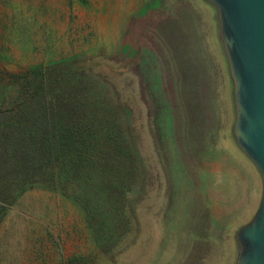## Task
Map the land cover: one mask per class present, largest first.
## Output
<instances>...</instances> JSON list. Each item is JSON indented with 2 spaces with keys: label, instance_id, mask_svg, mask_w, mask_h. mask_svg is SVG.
I'll return each instance as SVG.
<instances>
[{
  "label": "rangeland",
  "instance_id": "obj_1",
  "mask_svg": "<svg viewBox=\"0 0 264 264\" xmlns=\"http://www.w3.org/2000/svg\"><path fill=\"white\" fill-rule=\"evenodd\" d=\"M76 60L130 103L144 176L119 264H234L260 177L232 135V87L204 0H0V86ZM0 264H109L76 204L27 192L0 201ZM3 208V209H2Z\"/></svg>",
  "mask_w": 264,
  "mask_h": 264
},
{
  "label": "trees",
  "instance_id": "obj_2",
  "mask_svg": "<svg viewBox=\"0 0 264 264\" xmlns=\"http://www.w3.org/2000/svg\"><path fill=\"white\" fill-rule=\"evenodd\" d=\"M96 68L69 60L10 74L0 86V201L15 204L33 191L64 194L80 210L96 251L119 264L137 230L134 204L144 172L125 113L130 103L101 84Z\"/></svg>",
  "mask_w": 264,
  "mask_h": 264
},
{
  "label": "water",
  "instance_id": "obj_3",
  "mask_svg": "<svg viewBox=\"0 0 264 264\" xmlns=\"http://www.w3.org/2000/svg\"><path fill=\"white\" fill-rule=\"evenodd\" d=\"M216 12L232 87L236 147L256 169L261 199L235 237L234 264H264V0H204Z\"/></svg>",
  "mask_w": 264,
  "mask_h": 264
}]
</instances>
